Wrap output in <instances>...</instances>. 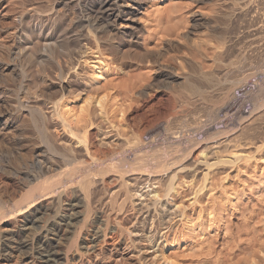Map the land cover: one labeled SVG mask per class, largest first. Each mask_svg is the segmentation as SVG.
<instances>
[{
    "label": "rangeland",
    "instance_id": "obj_1",
    "mask_svg": "<svg viewBox=\"0 0 264 264\" xmlns=\"http://www.w3.org/2000/svg\"><path fill=\"white\" fill-rule=\"evenodd\" d=\"M75 3L79 5L78 0H0V5L6 7L0 9V122L10 118V126L0 129V167L6 166V170H1L9 175L15 169L25 170L20 162L27 154L32 155L29 153L33 150L40 152L45 147L32 124L29 126L36 111L41 109L52 121L59 116L53 118L50 110L59 105L60 113L68 120L73 117L83 120L75 124L81 128L89 123L90 110L101 101L105 112L95 119L91 129L88 127L95 144L98 145L103 133L114 134L109 142L116 147L109 144L111 149L121 150V143L127 145L129 140L134 143L127 154L130 158L143 151L149 155L148 169L153 175L150 181L153 180L143 184L144 195L136 199L135 209H149L151 215L145 220L140 217L136 225L140 236L131 235L141 237L138 238L142 239L138 243L141 247H153L152 254L156 257L146 264H264V116L259 119L262 121L254 122L249 135L237 132L252 116L257 102L264 101V0H146L136 16L142 37L133 39L120 26L127 22L123 18L116 24L100 21L98 36H94L87 17L97 14V9L81 4L83 9ZM56 12L61 14L59 22L55 23L48 48H38V55L35 53L38 57L33 56L31 75L23 79L17 72H11L14 61L10 59H13L10 51L14 50L15 26L20 16L33 13L45 19ZM25 20L28 22L25 24L31 23L29 17ZM58 39L61 41L57 42ZM44 47L49 51L54 47L50 52L61 54L49 58L50 52ZM82 50L86 52H81V56ZM74 71L82 81L77 91L82 93L81 97L59 91L60 82L71 80ZM100 71L101 82L93 86L89 78ZM16 76L22 78L21 84ZM189 83L202 91H191ZM15 97L24 101V107L28 106L23 108ZM257 121L260 123L256 125ZM62 137L66 143V135ZM137 140L139 145L135 144ZM218 141L221 145L209 156L208 145ZM96 147L99 149L100 145L95 150ZM102 147L97 153L109 148ZM216 157L221 161L209 167L204 164L195 175V171L188 170L193 168V158L216 162ZM157 158L158 161L163 158V163L164 159L167 161V166L162 167L166 173H154L157 169L154 166L160 163L155 164ZM115 185L111 183L112 190L117 189ZM166 210L176 216L170 224L161 221ZM150 229L158 230L154 237L148 236Z\"/></svg>",
    "mask_w": 264,
    "mask_h": 264
},
{
    "label": "bare ground",
    "instance_id": "obj_2",
    "mask_svg": "<svg viewBox=\"0 0 264 264\" xmlns=\"http://www.w3.org/2000/svg\"><path fill=\"white\" fill-rule=\"evenodd\" d=\"M68 1H71V0H68ZM145 1L146 0H78V3L80 6L81 4H83L86 7L88 6L90 8L91 6L97 9L96 10L97 14H94L95 16L92 14L93 17H89L90 16L89 14V16L87 17V23L90 24L91 29L92 28L94 29V31L92 30L90 32L91 30L90 29L88 32H90L91 34L93 32L94 36H98V32H99L98 26H99L100 21L110 20L112 24H116L118 20L123 18L127 22L122 23V25L120 26L123 27L122 29H124L126 33L133 39L135 37H139L141 33V27L139 26L140 20H138L136 16L140 12ZM156 1H164V0H156ZM75 4L78 5L77 3ZM5 8H6L5 5L4 6L0 5V9L3 10ZM247 9H249V7ZM251 10H252V7H251ZM58 12L60 11L58 10ZM33 13L30 15L28 14L24 15L22 13L23 16H20L21 17L20 20L17 19L19 23H17V25L15 26V29H16L15 32L17 36L14 40V47H13L14 50L13 52L10 51V53H12L11 57L13 56V59L12 58L10 59L14 61L13 69L12 71L11 70L10 71L13 72L14 74H16L17 72V74H20L22 78L29 76L30 69L31 67H33L32 62L33 60L35 61L36 59L35 56L37 54V49L42 46H45L46 48H48L49 41L51 39V36L53 35L52 33L54 32L55 23L56 21L59 22L58 20L59 15L62 14V17L64 18L63 13L61 12H60L61 14L59 15L57 14V12L48 14L45 17V19H43L39 15L36 16ZM28 17L29 19H31L29 20L31 21L29 25L27 24L28 22L25 20ZM25 21L27 22L26 23L27 25L25 24ZM64 22L66 23V21ZM84 23H85V20H84ZM111 23L107 22V25ZM103 25L105 26V23ZM108 27L109 26H107L106 28ZM65 30L63 29L61 31L63 32ZM88 36L89 35H87V37ZM100 36H102V34ZM96 38L99 40L100 37L99 38L96 37ZM108 38L112 39L111 36ZM108 38L106 39L107 42H111L109 41ZM59 40L60 39L56 41L60 42L61 40L60 41ZM80 40L78 41L79 44H80ZM86 40H88V38ZM57 42L55 43L57 44ZM97 42H98L97 44H99V41ZM114 45H116V43ZM82 48L84 49V47ZM49 49H50V46H49ZM9 50H10V46H9ZM45 50L43 51L45 52ZM48 51L49 50L47 49L46 52ZM83 51L85 50L79 51L80 52L79 54L81 55V52L83 53ZM58 52L59 51L57 52L52 51L50 53H47L48 54L47 56L49 58L55 59L58 57L59 53L61 54V52L59 53ZM251 53L252 52H248V54L250 55ZM62 55H65V54L63 53ZM33 56L35 59L33 58ZM40 59L41 58H39V61ZM87 59H90V58H87ZM93 60H95V58ZM55 61L54 63L58 64L57 63L58 60L56 62ZM40 62H42V60ZM97 62L98 61H96V63ZM71 63L73 64V62ZM39 64H42V63H39ZM76 65L78 66L77 63ZM95 65L96 64L94 63V68H95ZM39 67L37 68L39 69ZM9 68L10 66L6 65V70H9ZM73 68H74V64H73ZM40 69H42V67ZM35 70L37 69L35 68ZM39 70H37V72ZM32 71H33V68H32ZM37 72L34 71V73H37ZM62 72L64 73L65 71L62 70L61 73ZM72 74L73 73H71V75ZM97 74L95 73L96 76H91L89 78L91 81H93V86L94 84L96 86V84L98 85L101 82L100 78H102L103 75L101 74L103 73H101L100 71ZM44 75L46 74L44 73ZM79 75H78V72L77 73L75 72L73 74V77L70 76L71 80H68L67 82L66 81L60 82V90L59 88L58 90L62 91L63 94H64V91H67V92H70L71 95L73 94V95H76V97H79V96L81 97L80 94L82 93L77 92L79 90V86L82 84V81L80 80L81 78ZM81 76L83 77V75ZM246 77H250V76L246 75ZM22 78L21 80L18 78L19 79L18 82L20 81L19 84H21V82L23 81ZM28 78H31V77H28ZM15 79H14V82H15ZM31 79H28V80L31 81ZM34 80L35 79H33L32 81L34 82ZM87 82L85 86H87ZM34 83L31 84L32 89H33V86L35 88V84H37V82L35 84ZM17 84H15L14 86H16ZM24 85L25 84H23V86ZM189 88L193 92L202 91L201 90L202 88H200L194 83H189ZM18 90H21V88H19ZM26 90L27 89H25V91ZM29 90L31 89L29 88ZM17 97H15V99L20 101V99H18ZM19 98H20V95H19ZM21 100L23 99L21 98ZM23 102L21 103L18 102V104L23 105ZM98 104L96 108H93L92 110H90L88 114L89 123L86 124L85 126H82L83 128L82 127L77 128V126H75V124H80V121H83L82 119H75L73 117L72 120L71 119L68 120L69 118L67 119L65 116H63L64 115L63 113H62L63 115L60 113L61 111L59 109L60 108L59 105L53 104L54 106L50 110V116L52 117L54 115L55 117L59 116V119L57 118L52 121L47 119L46 113L42 112L41 109H39L38 111H36L37 114L34 113L35 115L34 116L32 115L33 117H32V120L29 126L32 124L33 126L32 129L35 128L37 133L35 131L34 132L38 134V137L40 138L42 142V143L40 142V144L42 145L44 144L45 147L43 146L44 148L42 147L40 152H37L38 150H33V152L29 153V154H32L30 156H28L27 154L24 160H22L23 163L22 162H20L21 164L19 163L20 165L24 164L26 169L25 170L22 169L23 171H18L20 170V168L15 169V170H12V172H10V175H9V174H6L7 171L5 172L2 171V170H6L4 169L6 166H4L3 169L0 167V264H146L148 261L153 260L156 257V256H153L152 254L153 253L152 246L149 245L147 247H143V246L141 247L140 245H138V243L142 240L138 238H141V237H136V238L131 237V235H136V234L137 236H140L138 234L140 233V231H136L137 230L136 225L138 224V222L141 221L140 217H143L142 220H145L148 216L151 215V210L149 209H145V210L135 209V205L138 204V203L136 204V199L144 195V192L142 191L143 184L145 186L147 183H149L150 176L152 175V174L150 175L149 173L150 170L148 169L149 163H150L148 160L149 155L146 153L144 154L145 151L141 149L143 152L141 153L137 152L138 154H135V156L130 158L127 154H129V152L132 150L133 147H131L132 143L130 144L129 140L127 142V145H125L126 142L124 141L123 143L125 144L121 143L122 144L121 150L119 148H118L119 150L111 149L109 144H112L110 143L112 142L110 139L114 137V134H109V133H103L105 135L103 136V138H100V137L98 138V141H97L98 145H96L95 144L96 142L94 141V139H92L93 134L89 132L88 127L89 129H91L90 127L92 126V124L95 123V119H97V117L100 116V114H104L105 112L104 104H102L101 101ZM263 104H264V101L257 102L256 107L253 110V113L251 112L252 116L250 115V117L246 119L247 122L243 126H241L239 130L236 129L238 130L237 132H239V135L240 133L241 135H243V133H246L249 135V132H251V130L253 129V126H255L254 122L256 120L262 121L259 119L263 118L264 116V111H263L264 109L262 110L261 108L263 107L262 106ZM15 106L17 107L18 105H15ZM27 106L28 105H26L25 107ZM25 107L23 105V108ZM23 108H20V109H23ZM13 110H9V111L11 112ZM15 110H18V108ZM11 116L12 115H10V117ZM50 116H48V118ZM52 117H50V119ZM9 119L6 118L4 121L0 122V125H1L0 129H5L10 126ZM258 121L256 125L260 123V122L258 123ZM78 127H80V125H78ZM260 127H261V124H260ZM60 128L66 135V143L64 141L65 138L64 140H62L63 138L62 136L65 137V135H63L60 132L59 130ZM59 132L61 134H59ZM252 133L254 132L252 131ZM250 136H251V133H250ZM116 138H118V136ZM218 138L220 139V137ZM127 139L125 138V140ZM231 139L233 140V138ZM222 140L224 139L222 138ZM136 142H139V141L138 140L135 141V144H137ZM141 142L142 141L140 140L139 143ZM218 142L208 145L207 149H209V151H207V154L210 153L209 156H211L215 152V151L213 152L214 149H217L219 147V144L221 142L219 143ZM139 143L137 145H139ZM223 143H226V142L223 141ZM95 146H98L99 149L102 146L104 147L106 146V148L107 147L109 148L107 150L102 151L99 154L97 153L99 149L96 147V150H97L96 151L94 148ZM111 146H114V145L112 144ZM155 152H157V150ZM118 154H121L122 157L121 158L117 157ZM182 154L184 153H181V156ZM152 157H153V154H152ZM159 159L161 161L160 160L158 161V158L155 159L156 161L154 160L155 164L157 163V161L160 162L158 164L161 167L160 168L161 170L158 169L159 165L154 166L155 168L153 167L154 170L157 167V169L154 171L156 175L158 173H159L158 175H160V171L163 172L164 170L162 169H164L165 166H167L166 165L167 161L165 159H164L165 161L164 163L162 160L163 158L162 159L159 158ZM193 159H194L193 161L194 165L193 163H191L190 165V166L193 165V168H190V167H189L190 169L188 167L186 168H188V170L195 171L194 175L197 173L199 169H201V167L204 164H206L205 167H209L217 163L218 161H221L219 160L218 157H216V162H210L209 160H206V159L202 160L199 158H196V159L193 158ZM16 160H17V157H16ZM171 161H174V160H171ZM9 162L10 161H8V163ZM168 162H169L170 167H172L169 159H168ZM15 163L17 162L15 161ZM20 165L18 166L20 167ZM22 168H23V165H22ZM186 168L184 169L186 170ZM182 169L180 168V170ZM167 170L168 169H166V171ZM152 180L153 178L151 179L150 183L152 182ZM158 180L159 179H157V182ZM112 182H114L117 185V189L112 190V187L110 186ZM169 211H167L166 214H164L165 216L163 218L161 217L162 219L160 218L161 221H163V223L170 224L176 218V216L172 215L173 212L171 213ZM168 226L169 225H167L165 228H168ZM157 231L158 230L156 229L154 230L150 229L148 236L154 237L155 234H157ZM165 234L166 232L165 233L163 232L162 236H164Z\"/></svg>",
    "mask_w": 264,
    "mask_h": 264
}]
</instances>
